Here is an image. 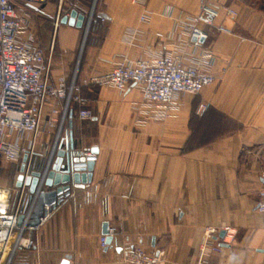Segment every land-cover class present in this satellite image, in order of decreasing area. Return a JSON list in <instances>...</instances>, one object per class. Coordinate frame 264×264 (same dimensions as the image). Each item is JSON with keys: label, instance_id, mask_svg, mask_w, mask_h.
Returning <instances> with one entry per match:
<instances>
[{"label": "crops", "instance_id": "1", "mask_svg": "<svg viewBox=\"0 0 264 264\" xmlns=\"http://www.w3.org/2000/svg\"><path fill=\"white\" fill-rule=\"evenodd\" d=\"M207 1L220 8L214 24L203 26L217 80L197 96H185L174 116L144 125L137 123L138 85L120 91L84 81L109 71L122 56L177 50L188 41L179 25L200 13L205 0H101L105 33L88 28V45L81 42L84 27L63 23L64 15L56 24V5L46 4L43 16L56 34L47 53L41 48L62 62L51 79L68 78L78 66L74 75L94 114L82 120L75 105L58 149L72 135L75 151L96 148L97 158L91 182L72 183L71 194L36 227V245L21 264H61L67 255L75 264H123L126 250L138 244L161 253L159 264H264V213L257 211L264 185V0ZM63 103L50 102L46 117ZM58 131L37 138L34 165L49 157ZM21 165L0 162L1 187L16 184ZM45 207L43 202L40 214ZM106 222L121 233L101 247ZM208 227L219 230L215 245L222 252L201 254ZM227 229L233 232L229 242L220 236Z\"/></svg>", "mask_w": 264, "mask_h": 264}, {"label": "built area", "instance_id": "2", "mask_svg": "<svg viewBox=\"0 0 264 264\" xmlns=\"http://www.w3.org/2000/svg\"><path fill=\"white\" fill-rule=\"evenodd\" d=\"M84 1L0 0V162L23 163L27 155L28 175L34 166L37 138L43 131L51 132L58 127L53 150L59 147L63 139L61 131L72 111V103L78 105L80 119L90 120L94 115L81 94L75 75L71 80L61 77L56 82L52 81V57H46L37 42L34 23V12L45 14L46 4L53 2L57 8L56 24L62 15H70L73 9L82 12L90 24L95 6L93 4L89 12ZM226 10L231 16L237 15L231 8L226 7ZM219 12V6L205 0L200 13L188 16L179 25L188 41L181 42L177 50L137 59L122 56L109 71L91 76L84 84L110 86L120 91H126L132 84L138 85L141 89V100L136 105L139 125L174 116L180 111L185 96L198 95L217 80L213 70L214 53L206 44L209 33L203 26L213 25ZM148 18L144 15L141 19L147 21ZM57 100L64 101L63 109L54 108L46 117V107ZM74 154L86 160L96 161L97 158L91 147L81 152L74 150ZM27 188L29 186L25 184L22 187L16 184L8 188L0 186V264H14L19 251H30L36 245V227L30 223L40 190L32 194ZM45 209L42 222L52 214L51 207L46 206ZM257 211L264 213V185L260 190ZM108 232L113 239L121 233L116 226L109 227ZM218 233L216 227L205 229L201 254L223 251L222 247L215 245ZM232 235L233 232L227 229L224 241L229 242L227 237ZM107 237L101 236V247H107ZM160 260L161 253L138 244L126 250L123 264H159Z\"/></svg>", "mask_w": 264, "mask_h": 264}, {"label": "water", "instance_id": "3", "mask_svg": "<svg viewBox=\"0 0 264 264\" xmlns=\"http://www.w3.org/2000/svg\"><path fill=\"white\" fill-rule=\"evenodd\" d=\"M63 23H68L72 26L79 28L84 27L86 16L80 13L77 9H73L70 15L63 16ZM85 42V41H84ZM70 118L73 117V112L70 113ZM75 146L73 142V136H70V142L65 148L62 146L57 147L51 152L48 158L39 165L33 166L32 172L26 174V161L27 155L24 157V162L21 165L19 174L16 180V186L22 187L24 184L29 186V191L34 194L37 190H40L39 198L42 194L45 197H53L52 201H45V205L51 208L57 207L66 197L71 194L72 183L75 187H84L92 180L93 170L95 167V160H86L85 157H76L74 154ZM92 152L97 154V149L92 148ZM39 200V199H38ZM36 209V208H35ZM46 212L33 215L31 225L38 227L42 223V216ZM23 216L19 218L21 224ZM109 224L106 222L103 225V235H108L107 245H110L113 241V237L108 233ZM226 235V231H222L220 236ZM72 256L67 255L61 264H75L71 261Z\"/></svg>", "mask_w": 264, "mask_h": 264}, {"label": "rangeland", "instance_id": "4", "mask_svg": "<svg viewBox=\"0 0 264 264\" xmlns=\"http://www.w3.org/2000/svg\"><path fill=\"white\" fill-rule=\"evenodd\" d=\"M100 2H101V0H85L84 1V4H86L85 7L89 12L91 11L93 4L95 7L93 9V18H92V21L90 22V24L87 21V17H86V21L84 24V33L81 36L82 45H84V43L86 44L90 40L89 38L91 35H90L88 28L92 27L93 20L95 18V14L97 12H99ZM34 23H35V33L37 35V42L40 44L41 47L48 48L51 37H54L56 34V32L54 30V26H51L49 19L44 18L43 15L36 13V12H34ZM82 45H81V47H82ZM46 48H45V52L47 53ZM83 56H84V53H83ZM52 61H53V65H52L53 69L52 70H54L58 67H61L62 62L60 60H56V59H54V57H52ZM77 67L75 66V69ZM75 69L72 70L71 75L68 77L70 80L74 78V76H72V75L75 74V72H76ZM76 81L79 84L77 77H76ZM79 85L81 86V90H82V85L81 84H79ZM83 86H87V85L83 84ZM95 87H99V86H95ZM187 96H192V95H187ZM195 96H197V95H195ZM47 200H48V198H46L45 195L42 194L41 197L39 198L38 202H37L35 214L39 213L41 204ZM116 227H118L120 229V232H121V228L119 226H116Z\"/></svg>", "mask_w": 264, "mask_h": 264}, {"label": "trees", "instance_id": "5", "mask_svg": "<svg viewBox=\"0 0 264 264\" xmlns=\"http://www.w3.org/2000/svg\"><path fill=\"white\" fill-rule=\"evenodd\" d=\"M102 17L103 16H101L100 14H99V12H97L96 14H95V18H94V20H93V24H92V27L90 28L91 29V31H92V28L93 29H95V30H97V32H98V34H104L105 33V28L104 27H101L100 26V22H101V20H102ZM90 39V38H89ZM89 42V41H88ZM87 42V45L89 44ZM75 103H72L71 104V110H73L74 109V107H75ZM40 165H41V163H40ZM36 166L38 167L39 165H37L36 164ZM64 201V200H63ZM63 201L60 203V204H58L57 205V207H53L52 208V212L54 211V210H56L62 203H63ZM26 252H28V251H19L18 253H17V255L15 256V259H14V264H21V261H23L25 258H26Z\"/></svg>", "mask_w": 264, "mask_h": 264}]
</instances>
